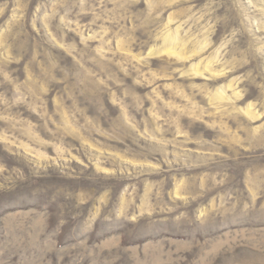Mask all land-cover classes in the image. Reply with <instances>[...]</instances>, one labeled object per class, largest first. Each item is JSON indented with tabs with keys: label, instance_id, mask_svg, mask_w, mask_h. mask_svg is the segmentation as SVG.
I'll list each match as a JSON object with an SVG mask.
<instances>
[{
	"label": "rangeland",
	"instance_id": "rangeland-1",
	"mask_svg": "<svg viewBox=\"0 0 264 264\" xmlns=\"http://www.w3.org/2000/svg\"><path fill=\"white\" fill-rule=\"evenodd\" d=\"M0 264H264V0H0Z\"/></svg>",
	"mask_w": 264,
	"mask_h": 264
}]
</instances>
